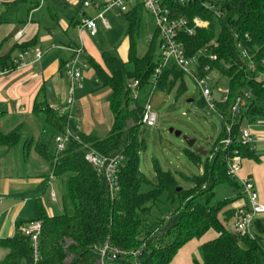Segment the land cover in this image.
Listing matches in <instances>:
<instances>
[{
  "label": "trees",
  "instance_id": "trees-1",
  "mask_svg": "<svg viewBox=\"0 0 264 264\" xmlns=\"http://www.w3.org/2000/svg\"><path fill=\"white\" fill-rule=\"evenodd\" d=\"M54 4L69 6L62 0ZM40 5L41 0L2 2L0 25L25 24L30 12ZM175 7L190 19L199 16L209 21L206 28L197 29L193 35L182 34L180 40L189 56L202 51L196 66L198 75L211 74L214 85L225 81L229 88L226 101L215 100L212 111L220 116L222 128L208 150L207 161L200 175L186 176L194 186L185 189L173 172L158 166L155 179L140 170V154L145 149L141 130L145 105L155 90L170 91L178 80L182 82L179 92L184 93L186 74L171 61L162 69L157 84H153L160 35L155 30L147 53L138 55L137 43L146 25L144 5L138 2L125 13L127 60L108 51L102 54V64L90 55L86 57L94 70L92 90H111L108 103L113 122L106 136L81 132L71 111L61 113L48 103L44 88L32 111L33 120L39 125L38 136L31 132L23 139L25 122L7 132L0 129V146L13 148L21 144L25 150L33 148L62 188L61 212L50 215L43 200L36 199L34 219L16 222L13 236L0 240V245L8 249L0 264H95L97 247L107 240L121 249L141 248V264H170L185 244L210 230L219 235L200 246L202 261L195 259L194 264H264V217L255 221L254 238L241 235L226 224L233 216V211H225L232 199H217L220 186L241 189L228 173V161L234 151L243 159L261 160L252 145H244L238 138L244 125L264 118V81L259 79L264 75V0H225L220 4L219 17L200 1ZM49 12L55 18L52 10ZM240 44L250 59L243 56ZM27 46L15 45L14 49ZM210 54H215L216 59H210ZM17 63L19 59L15 60L12 54L0 57V69L13 70ZM135 81L139 84L133 90L131 84ZM245 92L252 94L247 106L234 114L232 105ZM197 102L211 110L201 93ZM67 130L72 133L70 140L66 149L58 152L55 138ZM229 137L231 143L225 145L223 141ZM89 150L108 158H123L117 194H111L106 179L85 160ZM187 151L200 161L197 151ZM225 212L229 216L221 218ZM35 221L41 222V257L36 263L31 237L23 231L25 224Z\"/></svg>",
  "mask_w": 264,
  "mask_h": 264
},
{
  "label": "crops",
  "instance_id": "crops-1",
  "mask_svg": "<svg viewBox=\"0 0 264 264\" xmlns=\"http://www.w3.org/2000/svg\"><path fill=\"white\" fill-rule=\"evenodd\" d=\"M66 1L75 13L84 7L82 0ZM100 1L105 2L107 0ZM2 2L3 0H0L1 4ZM43 3L48 9L49 17L43 16L45 17L43 20L32 18V12L38 10ZM43 3L30 12L25 24L6 23L0 25V57L12 54L15 60L19 59L20 63H17L18 66L13 70L8 67L0 69V114H2L0 116V129L7 132L23 122L24 119L33 120L34 103L44 88L48 103L53 107H59L61 113L71 111L81 132L85 134L96 133L100 137H104L108 134L113 122V114L108 103L111 90L110 88H103L93 91L91 83L89 88L81 84L86 77L91 82L94 74L92 67L88 72L85 71L88 68L87 55L93 58L94 55L87 50L83 40L96 37L98 33L91 36L86 29L80 31L79 26L83 21L73 14L68 13L66 16L55 11L53 0H45ZM78 5L79 8H77ZM49 10H52L55 18L51 17ZM25 44L28 46L23 49H14L15 45ZM75 46H82L84 50L78 56V64L82 68L83 77L76 82L78 84L76 90L79 89L76 101L69 96L71 82L65 72L66 62L76 57V53L72 50ZM128 46L127 41L125 52L120 56L123 60H127ZM37 48L43 51V58L39 67L41 71L32 64L34 51ZM23 53H25L24 57L20 59V55ZM95 60L102 64V55ZM76 90L75 87L72 89L73 92ZM70 99H72L71 103H69ZM216 99H219V95L216 96ZM252 128L256 134L252 146L260 156L264 157V118H260L255 124H252ZM32 134L38 136L39 128L33 126ZM213 143L214 141L211 142L210 148ZM206 151L208 153V150ZM15 152L16 155H14ZM40 159L33 148L25 150L21 144L13 148L0 146V197H2L0 240L13 236L16 222L30 221L28 217L34 213L36 199L43 200L49 214H54L53 211L52 213L50 211L51 203H55V201H52L50 197L49 167ZM247 160L248 163H242L243 176L247 177L248 175L253 180L255 177L258 191L264 200V169L261 168L264 163L260 162L261 160L259 162ZM19 167L25 168L21 171ZM54 183L59 187L62 194V188L57 179L52 182V187ZM227 188L226 197L231 198L232 202L225 211H233V216L226 224L232 228L236 219V211L244 205L245 200L242 197L241 189ZM30 202H33V207H31ZM227 216H229V212L221 214V218ZM212 231L211 237L193 239L185 244L170 264H194V260L199 258L198 256V258H194V255L200 252V246L219 235L216 231ZM7 253L8 249L0 245V262Z\"/></svg>",
  "mask_w": 264,
  "mask_h": 264
},
{
  "label": "built area",
  "instance_id": "built-area-1",
  "mask_svg": "<svg viewBox=\"0 0 264 264\" xmlns=\"http://www.w3.org/2000/svg\"><path fill=\"white\" fill-rule=\"evenodd\" d=\"M132 0H107L101 2L100 0H83V6L86 8H94L99 11L96 17L86 18L79 26L80 31L86 29L91 36H95L98 33L97 21L100 20L106 27H109L105 14L108 11H116L119 14L127 12L130 8L128 3ZM144 5L146 11H148L154 19L155 30L159 32L160 44H159V61L153 74V84L156 85L158 78L162 72V69L168 65L171 61L186 74L191 77L196 83L201 95L207 102L211 110L215 109V89L217 84L214 85L213 76L211 74L198 75L196 66L199 60L198 55L189 56L185 51V46L180 36L182 34L193 35L199 28H206L209 25V21L199 16L193 19L188 18L186 15L177 11L175 6H188L191 3L200 1L210 12H213L216 16H220L222 13L220 4L225 0H137ZM153 33L149 35V39H152ZM243 56L250 59L247 50L240 44L239 45ZM76 53V57L66 62L65 72L66 76L74 85L80 81L83 77V71L78 64V56L83 53L82 46H75L72 49ZM204 50V49H203ZM205 51V50H204ZM206 52V51H205ZM24 54L20 55V59L24 57ZM43 58V51L37 48L34 51V60L32 64L36 69H39L40 63ZM210 59L215 60L216 55L210 54ZM20 64V63H19ZM196 70V71H195ZM208 71V68H205ZM39 71H41L39 69ZM264 81V75L259 77ZM139 82L135 81L131 84V88L134 90L138 86ZM219 94V100L224 102L228 98L229 88L222 86L217 88ZM251 92H245L238 96L232 105V112L239 114L247 106V101L251 97ZM72 99H70V102ZM61 110L59 107H54ZM142 124L146 127L156 128L158 126V113L154 110L151 100L145 105L144 114L142 117ZM228 133L231 132V126L227 127ZM72 133L67 130L65 133L59 134L55 138L56 148L58 152H63L66 149L67 143L70 140ZM256 136L252 125H244L239 134L238 140L244 145H252L254 143V137ZM76 139L78 137L76 136ZM225 145L231 143V138H227L223 141ZM85 160L96 170L99 176L106 179L109 189L112 195H115L120 190L118 173L122 164L123 158L120 156L114 158H108L99 154L95 150H89L85 154ZM243 158L238 151H234L233 155L228 161V173L229 175L239 182L241 185V194L245 200L244 205L239 207L236 211V219L233 223L232 229L241 234L247 235L251 238L255 237V221L258 218L264 217V200L254 184L253 179L250 176L239 177L238 173L242 168ZM56 180V177L50 175V197L52 201H57L56 193L52 187V182ZM2 203V197H0V205ZM23 231L26 235L31 237L33 258L34 262H38L41 257L40 251V234H41V222L35 221L25 224ZM143 256V250L141 248L136 249H121L118 246L111 243L109 240L97 247V260L95 264H141V258Z\"/></svg>",
  "mask_w": 264,
  "mask_h": 264
},
{
  "label": "rangeland",
  "instance_id": "rangeland-1",
  "mask_svg": "<svg viewBox=\"0 0 264 264\" xmlns=\"http://www.w3.org/2000/svg\"><path fill=\"white\" fill-rule=\"evenodd\" d=\"M6 1L9 0H3V3ZM43 1L45 0H41V4ZM55 1L56 0H53V2ZM66 3L68 2L66 1ZM137 3V0H132L128 3V6L129 8H133ZM70 7V4L68 8L53 4V9L55 11L61 12L66 16L68 13L71 15L73 14L81 21L90 17L94 18L99 13V11L94 8L84 7H82L81 11L75 13L74 9ZM79 7L78 5L77 8ZM125 13L126 12L119 14L116 11L106 12L105 19L109 27H106L102 21H98V35L93 38L89 37V40H83V43H86L87 50L92 52L95 59L100 58L105 51L111 52L119 57L124 54L123 52H125L128 41V22ZM43 16L49 17L45 3H43L38 10L32 12L31 17L36 20H43L45 18ZM145 21L146 25L143 34L137 43V53L139 56H144L147 53L150 45L149 35L155 32L154 19L146 10ZM75 34L77 35V32H75ZM90 68L91 66L88 63V68L85 69V71L88 72ZM90 83L88 77L84 78L81 82L82 85L88 88ZM75 84H70L71 91L69 92V96H71L74 101L78 99L79 94V89L76 90L78 84ZM181 85V80H178L170 91L158 89L155 90L151 96V104L158 113L159 124L156 128L146 127L145 125L141 127L143 138L145 139V149L140 154V170L149 179L156 178L158 167L165 171H171L178 178L180 185L185 189H189L194 186V183L187 179L186 176L192 178L200 175L202 167L207 161V156L201 155L200 161H196L187 150L195 151L197 147L210 150L211 142L215 141V138H217L222 128V121L215 111L199 105L197 97L200 92L191 77H185L186 88L182 94L179 92ZM222 86H226L225 81H220L217 88ZM74 87L76 90L75 92L72 91ZM217 88L215 89L216 96L219 95ZM192 99H194V101H192ZM23 122H25L23 139H26L33 131V126L39 128V125L34 120L29 119H24ZM188 139L195 141L192 147L189 146ZM16 154L15 152L14 155ZM260 162L264 163V157L261 156ZM242 163H248V160L243 159ZM24 168L25 167H19L21 171ZM261 168L264 169V164H262ZM242 171L243 168H241L238 173L239 177H246L243 176ZM253 181L259 190L255 177ZM227 187L231 188L230 186H220L217 189V199L227 196ZM53 189L56 193L57 201L51 203L50 211L51 213L53 211L55 214L62 211V200L60 189L55 183ZM30 203L31 207H33V202ZM34 216L35 212L31 217H28V219H34ZM212 234L213 231L210 230L203 237H211ZM197 254L194 255V258L199 257L201 260L199 258L198 260L202 261L200 252Z\"/></svg>",
  "mask_w": 264,
  "mask_h": 264
},
{
  "label": "water",
  "instance_id": "water-1",
  "mask_svg": "<svg viewBox=\"0 0 264 264\" xmlns=\"http://www.w3.org/2000/svg\"><path fill=\"white\" fill-rule=\"evenodd\" d=\"M187 141H188L190 147H192L195 143L194 140L188 139ZM195 151H197L199 154L204 155V156H206L208 154L207 151L204 150L202 147L195 148ZM179 190H180V188H179Z\"/></svg>",
  "mask_w": 264,
  "mask_h": 264
}]
</instances>
